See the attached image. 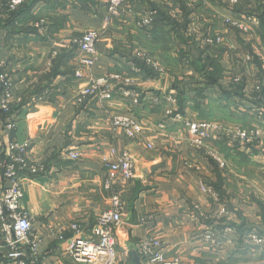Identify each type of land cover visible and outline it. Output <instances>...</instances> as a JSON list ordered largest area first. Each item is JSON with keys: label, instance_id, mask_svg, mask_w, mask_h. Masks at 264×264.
Here are the masks:
<instances>
[{"label": "crops", "instance_id": "crops-1", "mask_svg": "<svg viewBox=\"0 0 264 264\" xmlns=\"http://www.w3.org/2000/svg\"><path fill=\"white\" fill-rule=\"evenodd\" d=\"M7 1L0 0V9ZM245 8L262 20L251 36L222 21ZM149 9L156 11V32L139 24ZM233 9L228 0H130L112 15L99 0H26L14 19L8 14L0 20V62L14 82V113L7 115L0 107V158L11 140L28 141V156L41 167L36 175H21V206L40 240L36 256L26 253L27 264H83L69 255L59 235H71L73 222L90 235L98 216L112 208L115 194L124 202L115 228L116 264H147L139 247L150 238L161 241L166 256L188 264H264V245L249 237H264V140L243 145L212 132L206 147H194L183 122L264 126L256 113L264 91L255 89L263 81L262 62L257 56L242 62L256 50L264 56V0H244ZM38 20L44 21L41 28L34 25ZM90 29L99 33L97 57L78 76L84 53L74 40ZM218 32L223 43H203ZM138 50L161 62L164 72L144 76L135 64ZM207 59L220 68L211 86L202 83L199 71ZM115 73L136 83H113L109 99L76 100L91 77ZM236 74L244 79L235 88L239 94L231 90ZM177 82L185 92L180 101ZM224 90L231 96L225 97ZM122 114L142 123L137 138L112 125L113 117ZM10 117L14 128L8 126ZM208 149L226 164L221 166ZM72 152L79 157L72 158ZM123 152L134 160L135 178L107 188L103 157L115 159ZM202 182L216 195L204 192ZM0 183L11 185L1 175ZM223 206L228 214H220ZM3 245L0 223V264H15Z\"/></svg>", "mask_w": 264, "mask_h": 264}, {"label": "built area", "instance_id": "built-area-1", "mask_svg": "<svg viewBox=\"0 0 264 264\" xmlns=\"http://www.w3.org/2000/svg\"><path fill=\"white\" fill-rule=\"evenodd\" d=\"M26 0H8L4 8L0 9V19L8 16L15 11ZM130 0H106L107 9L112 15L120 13ZM243 0H228L231 7L242 4ZM156 11L147 10L140 18L139 24L146 29H150L154 23ZM109 20V19H108ZM226 27L233 28L245 35H254L261 26V17L255 13L244 12L241 15H226L222 19ZM43 20L34 23L36 27L41 28ZM99 33L97 30H86L83 34L74 40L79 50L84 53L80 60V66L76 75L82 76V67L93 65L97 57V41ZM223 35L215 33L203 38L206 45L223 43ZM257 56L262 62L264 69V56L260 50L256 54H246L242 57L243 63H251ZM135 57L144 60L151 68L158 73H163L164 69L160 63L148 56L144 50H138ZM231 84H240L242 76L239 74L231 77ZM120 82L125 85H133L136 78L123 76L115 73L108 77L95 79L90 78L76 94V100L79 103L84 102L92 96L109 99L112 94L113 83ZM257 91H264V76L261 84H257ZM14 82L7 72L3 69V63L0 62V107L3 112H9L13 102ZM127 95L136 96L130 91L125 92ZM264 94V93H263ZM170 100L175 101L172 95ZM137 101V98L134 99ZM258 118L264 119V98L256 111ZM179 117V116H178ZM9 128L15 127V121L12 117L9 119ZM185 127L189 132L190 144L194 147H206L207 139L211 137L212 132L221 133L232 137L234 140L241 142L243 145L264 140V126H255L252 128H243L239 126H227L212 121H192L183 120ZM112 125L116 128H122L130 138H137L143 132V125L137 117L130 114L114 116ZM163 126V124H161ZM151 147V145H149ZM30 152V143L28 141L18 142L11 140L5 149V156L0 158V175L3 180L10 181L11 185L4 187L0 183V223L3 234L4 245L6 249V258L15 262V264H27L26 253L29 252L33 257L37 254L40 240L32 235V223L30 214L22 208L21 200L24 192L21 183V175H36L40 173L41 167L36 161H32L28 156ZM115 152V150H112ZM207 153L216 159L221 166L226 163L221 159L213 149H208ZM72 158H78V152L71 153ZM103 164L107 170L105 185L110 188L117 181L132 180L135 178L134 160L129 152L119 154L115 159L103 157ZM202 190L206 193L216 195L211 186L202 182ZM124 202L119 194L112 198V208L103 211L97 218L90 235H83L81 225L78 222L70 224L68 237L60 234L59 238L66 241V251L73 259L83 264H116V236L115 228L121 223ZM220 214H228L225 206L220 209ZM209 240L213 241V235L209 234ZM250 240L264 245V237L255 233L251 234ZM162 243L159 239L150 238L144 240L139 247L140 252L147 258V264H188L178 256L168 257L161 249Z\"/></svg>", "mask_w": 264, "mask_h": 264}, {"label": "trees", "instance_id": "trees-1", "mask_svg": "<svg viewBox=\"0 0 264 264\" xmlns=\"http://www.w3.org/2000/svg\"><path fill=\"white\" fill-rule=\"evenodd\" d=\"M22 5H23V3H22ZM19 7H20V6H19ZM19 7H18L15 11H13V12L10 13V14H13V15H12V19H14V18L16 17L15 14L18 12ZM262 17H263V21H264V14H262ZM0 20H2V19H0ZM0 24H1V22H0ZM156 26H157V25H156V23H155V21H154L152 27H151L150 29H146V30H150V31H151V30L154 28L152 31L156 32V29H155ZM147 54H148V53H147ZM148 56L152 58V56H151L150 54H148ZM152 59H153V58H152ZM154 60H156V59H154ZM156 61H158V60H156ZM158 62H159V61H158ZM188 62H191V64H193V61H192V60L189 61V59H188ZM159 63H160L161 66H163V65L161 64V62H159ZM135 64H136V66H137L138 68L141 69L142 73H144V76H146V77H152V78H154V77H156L157 74H158V72H156L153 68H151V67H150V66H149L144 60H142V59H139V58L135 57ZM196 64H197V63L194 62V65H196ZM210 65H211V66L214 65V63L209 62V59H207V60H205L204 65H201V67L199 68V71L202 73V75H203V77H204V82H202V83H204L206 86H207V85H208V86H211L212 84L217 83L218 80H219V77H220V68H219V66L214 65V66H215V70H214V66H213V70L211 71V69L209 68ZM237 85H238V84H231V90H232V91H235L236 94H239V93H240V90L235 89V88L237 87ZM180 86H181V85L179 84V82H177L176 85H175V87L179 90V94H178V99H179V101L181 100V98L183 97V95H184V93H185V92H183V91L181 90ZM187 88H188V89H191V88H192V87H191V84L188 85ZM232 91H231V92H232ZM238 91H239V93H237ZM223 93H224L225 97H230V96H231V95L229 94V93H230L229 91L224 90ZM12 110H13V108L11 107V109H10V111L7 113V115H8V114H11V113H14ZM5 260H7V259L5 258Z\"/></svg>", "mask_w": 264, "mask_h": 264}, {"label": "rangeland", "instance_id": "rangeland-1", "mask_svg": "<svg viewBox=\"0 0 264 264\" xmlns=\"http://www.w3.org/2000/svg\"><path fill=\"white\" fill-rule=\"evenodd\" d=\"M99 1H101L102 3H104V4H106L107 5V3L105 2L106 0H99ZM244 1V0H243ZM243 3V2H242ZM241 5V4H240ZM240 5H238V6H240ZM244 5H247L245 2H244ZM242 7V6H241ZM236 8H237V6H235L234 7V11H236ZM243 11L244 12H253L251 9H249V8H245V9H243ZM249 42H250V40H249ZM242 50V49H241ZM162 64V63H161ZM256 64H258L259 65V63H258V61L256 62ZM164 67V66H163ZM244 80V79H243ZM239 85V84H238ZM237 88V87H236ZM212 122H217V121H214V120H212ZM217 123H219V122H217ZM5 251V249H2V251ZM3 260V258L2 259H0V261H2ZM3 262H4V260H3ZM4 264V263H3Z\"/></svg>", "mask_w": 264, "mask_h": 264}]
</instances>
